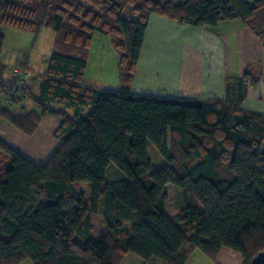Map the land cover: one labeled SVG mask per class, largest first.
<instances>
[{
	"label": "trees",
	"instance_id": "trees-1",
	"mask_svg": "<svg viewBox=\"0 0 264 264\" xmlns=\"http://www.w3.org/2000/svg\"><path fill=\"white\" fill-rule=\"evenodd\" d=\"M126 7L135 20L121 18ZM151 14L206 29L238 20L264 41V0H0V27L55 33L36 93L11 86L0 60V121L30 137L44 116L60 119L59 146L42 165L0 140L9 161L0 179V264H120L127 255L185 264L193 250L215 261L222 249L251 264L264 252V115L242 108L259 77L249 68L227 81L224 100L133 95ZM95 33L118 52L116 90L83 82ZM3 45L0 34V55ZM14 70L29 71L24 61ZM12 91L27 100L9 98ZM26 101L41 112H12ZM148 144L164 160L157 170ZM111 166L121 180H107ZM84 183L88 202L74 189ZM169 184L182 194L181 226L165 214Z\"/></svg>",
	"mask_w": 264,
	"mask_h": 264
},
{
	"label": "crops",
	"instance_id": "crops-1",
	"mask_svg": "<svg viewBox=\"0 0 264 264\" xmlns=\"http://www.w3.org/2000/svg\"><path fill=\"white\" fill-rule=\"evenodd\" d=\"M136 18L134 15V20ZM110 42L113 45L112 40ZM21 61L26 62V68L34 72L35 76L42 75L46 71L45 69L36 73L29 59L24 57ZM21 61L6 66L16 68ZM87 66L88 59L85 73ZM255 66L256 68H253ZM249 68H252L251 72L255 76L258 75L259 79L255 86H248L242 108L248 112L264 115V41H259L238 20L222 22L213 29H206L180 25L151 14L147 21L140 56L133 74L131 93L135 96L178 101L224 100L227 81L241 78ZM35 76H32L31 84L29 83L28 86L33 93H36L37 89ZM5 78H9L8 73ZM117 78L118 82L110 86L113 89H101L86 81L85 78L83 82L87 86L100 88L99 90H116L119 87L118 75ZM20 108L41 112L34 103L28 101L11 109L12 112L17 113ZM59 124L58 117L46 115L42 118L35 133L30 137L27 136L28 138H23V134L17 129L0 121V140L21 155H23V150H34L33 155L45 156L44 163H46L59 146L58 141L53 137ZM8 132L17 139V143L7 135ZM26 139L32 144L26 142ZM34 143L39 147L35 149ZM32 162L35 165L44 164L39 161ZM84 184L87 185L88 192H82L76 186L74 189L78 193H84L85 200L89 201L91 190L88 184ZM171 189L173 191L175 188L170 184L165 187L168 197L165 203V214L173 224L181 226L178 213L183 208V199L181 198L179 203L174 201L171 204L168 192ZM120 264H143V262L134 255H127ZM185 264H244V262L239 253L222 249L215 261L208 259L200 251L193 250Z\"/></svg>",
	"mask_w": 264,
	"mask_h": 264
},
{
	"label": "rangeland",
	"instance_id": "rangeland-1",
	"mask_svg": "<svg viewBox=\"0 0 264 264\" xmlns=\"http://www.w3.org/2000/svg\"><path fill=\"white\" fill-rule=\"evenodd\" d=\"M121 18H123L124 20L134 19V14L132 13L131 8L126 7L121 14ZM0 34L4 37L3 51L0 56V60L3 61L5 65L16 63L17 61H21L22 58L26 57L27 59H29L32 69L36 73L38 71L41 72V70L44 71L46 69L48 58L53 51V46H54L53 42L55 38L54 32L50 30L42 29L40 33L36 35L34 33L20 31L17 29H12L11 27L6 25H1ZM92 40H93L91 42L92 46L90 47V52H89L90 54L87 57L88 66L86 69V73H84L85 74L84 78L86 81L90 82L91 84L101 87V89H113L110 88V86L113 83L116 84L118 82V78H117L118 52L114 44L112 45V43L110 42L111 37L108 35L102 36V34L100 33H95ZM18 64H20V62ZM13 69H15V67L14 68L12 66L9 67L8 75L11 74V71H13ZM29 71L28 72L31 75L35 76L34 72H32L31 70ZM30 78H32V76ZM29 83L30 81H28L27 84L28 86ZM105 83H109V84H105ZM7 135L10 138H13L11 133L8 132ZM22 136L23 138H28L27 136L24 135ZM13 140L14 142L17 143L16 138H13ZM26 142H31V141L26 139ZM22 145L26 147L25 144ZM38 147L39 145L35 144L34 148L36 149ZM32 152H34V150L27 149V150H23L22 154L30 162L39 161L41 164L44 163L45 156H34ZM148 155L153 170H157L160 167L164 166L165 164L164 160L159 156V154L151 144H148ZM8 163L9 161L5 159L4 154H0V179L3 177L4 172L7 169ZM122 177L123 174L113 166L109 167V169L107 170V180H115ZM76 187H78V190L82 192L83 191L88 192V187L85 184H81V185L79 184ZM168 192H169L171 204H173L172 202L174 201L179 203V201L182 200L181 199L182 194L180 190L173 189L172 191L171 189ZM87 194L89 195V193ZM99 212H101V205L99 206ZM23 264H32V263L30 261H26Z\"/></svg>",
	"mask_w": 264,
	"mask_h": 264
},
{
	"label": "built area",
	"instance_id": "built-area-1",
	"mask_svg": "<svg viewBox=\"0 0 264 264\" xmlns=\"http://www.w3.org/2000/svg\"><path fill=\"white\" fill-rule=\"evenodd\" d=\"M11 81H10V85L11 86H14V85H17L19 86L20 88H23V87H26L28 86V81L30 80V77L31 75L26 72V71H19V70H14L12 73H11ZM22 96L23 100H27L28 96H26L25 94H18L17 91H12L10 93V97L11 99L13 98H16V97H19V96ZM5 103L8 104V99L5 100Z\"/></svg>",
	"mask_w": 264,
	"mask_h": 264
},
{
	"label": "water",
	"instance_id": "water-1",
	"mask_svg": "<svg viewBox=\"0 0 264 264\" xmlns=\"http://www.w3.org/2000/svg\"><path fill=\"white\" fill-rule=\"evenodd\" d=\"M251 264H264V252L257 254L252 259Z\"/></svg>",
	"mask_w": 264,
	"mask_h": 264
}]
</instances>
